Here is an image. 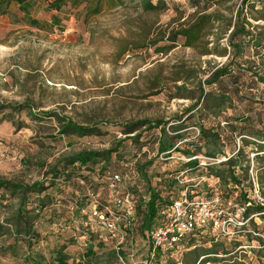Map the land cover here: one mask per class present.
Instances as JSON below:
<instances>
[{
	"label": "rangeland",
	"instance_id": "374dc122",
	"mask_svg": "<svg viewBox=\"0 0 264 264\" xmlns=\"http://www.w3.org/2000/svg\"><path fill=\"white\" fill-rule=\"evenodd\" d=\"M51 1L27 0L21 4L12 1L3 5L4 10L0 9V105L26 104L38 114L55 111L77 123L95 124L103 132L82 138L53 136L59 126L54 117L37 121L30 119L26 110L14 113L16 123H22L19 128L9 121L0 122V180L19 184L38 181L48 185L50 176L47 173L59 159L82 150L114 149L112 161L107 164L110 170L119 172L121 166L117 161H126L124 172L131 177L133 161L136 157L142 161L146 154V159L152 158L148 175L156 184L159 178L156 173L178 167L179 159L163 161L155 156V137L161 135L163 129L168 135L174 134L176 127L183 135L174 139L176 145L185 146L198 131L197 118L191 116L192 112H185L192 101L169 96L175 90L174 85L182 83L171 80V71L191 69L198 79H205L211 70L228 61L230 49L227 48L224 56H201L179 43L167 54L155 53L154 47L133 48L137 43L142 45L153 40L159 30L167 33L176 26L179 14L191 13L187 0H164L167 8L152 13L118 5L111 7L104 1L102 11L96 15H88L85 4H67L53 10L49 7ZM174 5L181 10H176ZM164 43L167 42L158 45ZM223 43L226 45L225 40ZM124 45L129 46V50L119 55ZM156 76L159 77L158 85L151 88L150 82ZM243 108L244 104H236L233 112H242ZM8 111L1 109L0 118ZM143 119L152 124L161 120L164 124L151 130L142 126L143 133L136 140L122 133V125ZM223 120L224 115H221L208 119L205 124L223 125ZM225 134L231 135V132L223 131L222 136ZM232 136L240 143L237 134ZM142 143H147L143 153ZM245 150L249 156V175L250 170L256 175L254 153L249 148ZM204 151L206 146L201 148V152ZM119 154H123L120 159ZM227 155L232 156L230 150ZM99 161L94 172H83L88 181L78 174L65 183L63 177L55 180L53 186L41 193L44 196L50 192L52 198L43 209L37 206L39 198L35 192L28 193L22 201L20 192L0 188V229L4 231L0 235V264H53L60 253L68 257L66 264L147 263L148 239L143 238L135 226L134 233L126 230L130 227L127 220L120 222V252L126 257L124 262L115 256L116 240L110 239L104 230L93 234L92 228L79 224L82 215L77 208L78 199H85L86 195L91 199L89 194L93 193L96 201L104 200L105 207H112L105 187L106 177L98 171L105 162ZM134 180L131 177L130 183ZM125 185L119 192L124 191ZM138 185L142 188V179ZM215 187L220 192L231 188L221 182ZM248 194L252 196V192ZM259 194L264 198V187L260 185ZM22 202L26 211L24 217L34 208L40 210L27 235L17 233L13 223ZM84 211H87L86 206ZM254 221L264 235V217H255ZM245 229H251L249 224ZM225 240V247L232 249L234 255L245 253V264H264V258L260 259L256 251L260 243L254 240L250 242L252 247L246 246L249 240L245 235ZM198 242L202 247L209 246L205 240ZM237 243L245 245L244 249H239ZM181 253L182 250L173 257L179 261Z\"/></svg>",
	"mask_w": 264,
	"mask_h": 264
},
{
	"label": "trees",
	"instance_id": "16d2710c",
	"mask_svg": "<svg viewBox=\"0 0 264 264\" xmlns=\"http://www.w3.org/2000/svg\"><path fill=\"white\" fill-rule=\"evenodd\" d=\"M12 1L21 4L27 0H0V9L4 10L3 5ZM104 1L108 2L111 7L117 5L131 7L144 13L157 12L167 8V3L164 0H52L49 7L53 10H59L67 4L71 6L85 4V7L88 8L87 14L96 15L102 11ZM187 1L191 13L186 16L179 14L175 27H172L167 33L159 30L155 33L153 40L142 43V45L137 43L133 48L154 47L155 53L167 54L179 43L185 48L193 49L201 56L212 54L224 56L227 48H229L228 61L211 70L205 79H198L191 69L181 68L171 71L173 72L171 80L173 82L182 81V83L174 85L175 90L169 96L192 101L185 112H192L191 116L197 118L196 127L198 131L195 137L185 143V146L176 145L174 139L183 137L179 133L180 129L176 127L173 130L174 134L168 135L163 129V133L155 137V156L163 161H167L172 156L179 157L178 167L165 169L161 174L156 173L155 176L159 177L156 179V184L148 175V167L151 165L152 158L146 159V154H144L142 161L138 157L133 161L132 168L134 171H132L131 177L136 181L134 180V183L131 184V177L129 176L130 180L126 183L124 191L131 194L136 215L132 218L133 223H130V227L126 230L134 233L133 228L135 226L141 236L148 239V259L147 263L144 264H245L244 258L247 257L245 253L234 255L232 249L225 247V237L209 236L207 233L199 232L193 233L181 243L182 253L179 261L173 257L174 253H178L174 246L156 248L153 257L149 254L151 249L150 232L164 225L166 213L182 187L174 178L181 172L183 179L194 178L198 175L204 177L203 182L191 190L192 196L200 193L207 196L218 194L224 203L229 201L250 203L246 213L254 215V218L249 222L252 231L260 232L256 227L255 217H264V213H261L264 212V207L256 204L248 194L252 189V182L249 175V156L245 150V148H249L250 152L254 153L253 158L256 165H253V169L256 180L260 186L264 187V167L261 165L264 164V23H260L264 22V0ZM174 6L176 10H181L178 5ZM223 40H225L226 45H224ZM163 41L167 43L158 45L159 42ZM127 50H129V46L124 45L119 55L124 54ZM158 81V76L151 80V88L156 87ZM239 103L244 104L242 112H233L236 104ZM254 104L260 106H253ZM1 109L10 111L3 113L0 122L3 120L12 122L17 128L22 126V123L20 121L16 123L13 115L14 113L19 114L21 110H26L27 115L33 120L40 121L45 117H54L59 126L57 133L53 136L82 138L88 135H100L103 132L95 124L86 121L85 123H77L55 111L34 113L33 108L26 104H1ZM228 111H230L229 114ZM221 115H224L223 125L220 123L205 124L208 119L219 118ZM162 124L164 123L161 120L152 124L147 119H143L122 125L121 131L126 137L136 140L143 133L140 129L142 126L145 125L146 130H151L153 127ZM137 130L139 131L136 133ZM223 131L224 133L229 131L231 135L222 136ZM132 133L133 135H130ZM233 133L237 134L240 143L236 142L232 136ZM145 144L147 143H142V153ZM203 146H206V151L201 152ZM220 146H224L223 149ZM229 150L232 156L227 155ZM112 151L114 149H107L102 152L82 150L59 159L47 173L50 176L48 185L38 181L31 184H19L0 180V188H11L13 192H20L22 201L26 199L28 193L35 192L39 198L37 206L39 209H43L52 201L50 192H46L44 196L41 195L48 186H53L54 181L60 177H63L62 182L65 183L71 180L75 174L88 181V176L83 175V172L86 171L88 174L94 172V166L100 162L99 160L105 162V166L99 167L98 171L106 177V187L107 179L113 172L110 170L111 167H107V164L112 161ZM122 155H118L119 159ZM200 155L202 157H199ZM218 156L222 159L216 162L219 159ZM191 157L194 158L184 160ZM117 164L121 166L120 170L117 171L126 173L124 168L127 162L118 160ZM141 179L142 188L138 185V181ZM220 182L225 187L229 185L231 188L227 187L223 192L218 191L215 186ZM97 201V209L107 212L105 209L107 203L100 199ZM23 204L22 202L13 223L17 233L22 232L27 235L31 233L33 222L38 217L40 210L34 208L24 217L26 211L23 210ZM90 204H92V200L87 195L85 199L77 200V208L82 218L91 220L92 233L99 234L103 229L91 216L90 207H88ZM85 206L87 211L82 213ZM3 232L0 229V235ZM201 234L205 235L202 236ZM240 235H245L249 240L246 246L251 245L250 242L254 240L260 245L262 244V239L253 235L252 232H242ZM201 240H205L209 246H200L198 241ZM239 245L243 246L237 243L238 247ZM256 251L260 259L264 258V248ZM67 258L65 254L60 253L53 264H66Z\"/></svg>",
	"mask_w": 264,
	"mask_h": 264
},
{
	"label": "built area",
	"instance_id": "2783aa9c",
	"mask_svg": "<svg viewBox=\"0 0 264 264\" xmlns=\"http://www.w3.org/2000/svg\"><path fill=\"white\" fill-rule=\"evenodd\" d=\"M177 158L179 157H170ZM186 158L184 160H190ZM220 160H216L219 162ZM204 164V162H201ZM182 172L174 178L182 185L178 196L173 200L170 209L166 213L163 226L157 227L150 232V256L153 257L158 247H176L181 250V243L195 232L212 233L215 237L232 238L239 236L242 232H252L262 239V244L258 248H264V235L260 232H254L251 229L246 230V224L254 218V215L247 214V207L250 203H239L229 201L224 203L218 194L207 196L205 194L191 195V190L203 182V176L198 175L194 178L183 179ZM255 174V173H254ZM250 179L252 182V196L250 197L256 204L264 207V198L259 194V185L256 175L250 170ZM130 180L126 173L112 172L106 182L111 201V209L105 207L107 212L97 209L98 202L93 193L89 196L92 199L90 214L98 225L107 233L108 237L116 240L114 248L120 261L124 262L126 257L120 252L122 237L120 231V222L127 220L130 224L135 214L134 200L128 191L119 192L124 184ZM250 195V194H249ZM85 212L82 210V213ZM264 213V212H261ZM80 226L86 228L92 227L89 219H80ZM249 245L248 247H252ZM244 248L243 246H239ZM132 264H135L133 262Z\"/></svg>",
	"mask_w": 264,
	"mask_h": 264
}]
</instances>
